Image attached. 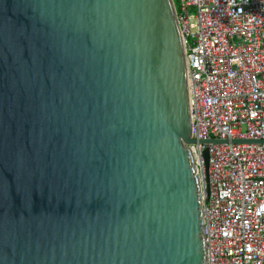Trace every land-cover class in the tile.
Segmentation results:
<instances>
[{"label":"water","instance_id":"1","mask_svg":"<svg viewBox=\"0 0 264 264\" xmlns=\"http://www.w3.org/2000/svg\"><path fill=\"white\" fill-rule=\"evenodd\" d=\"M188 75L173 0H0V264H207Z\"/></svg>","mask_w":264,"mask_h":264},{"label":"built area","instance_id":"2","mask_svg":"<svg viewBox=\"0 0 264 264\" xmlns=\"http://www.w3.org/2000/svg\"><path fill=\"white\" fill-rule=\"evenodd\" d=\"M207 264H264V0H173ZM220 138L226 142H200ZM234 139L247 140L233 142ZM207 149V164L204 150Z\"/></svg>","mask_w":264,"mask_h":264}]
</instances>
